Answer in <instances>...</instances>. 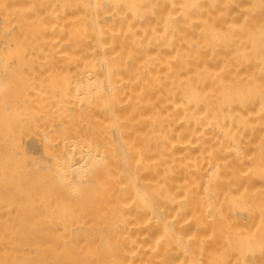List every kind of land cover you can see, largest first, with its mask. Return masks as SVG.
Wrapping results in <instances>:
<instances>
[{
	"label": "bare ground",
	"instance_id": "bare-ground-1",
	"mask_svg": "<svg viewBox=\"0 0 264 264\" xmlns=\"http://www.w3.org/2000/svg\"><path fill=\"white\" fill-rule=\"evenodd\" d=\"M0 264H264V0H0Z\"/></svg>",
	"mask_w": 264,
	"mask_h": 264
}]
</instances>
